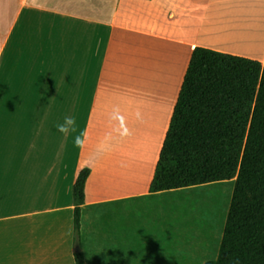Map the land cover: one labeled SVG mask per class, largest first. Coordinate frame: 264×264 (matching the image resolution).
<instances>
[{
	"label": "crops",
	"instance_id": "0c3cea01",
	"mask_svg": "<svg viewBox=\"0 0 264 264\" xmlns=\"http://www.w3.org/2000/svg\"><path fill=\"white\" fill-rule=\"evenodd\" d=\"M196 47L264 63V0H0V264H75L82 170L85 264L216 260L234 180L149 192ZM212 187L228 191L218 233L178 226Z\"/></svg>",
	"mask_w": 264,
	"mask_h": 264
},
{
	"label": "trees",
	"instance_id": "16d2710c",
	"mask_svg": "<svg viewBox=\"0 0 264 264\" xmlns=\"http://www.w3.org/2000/svg\"><path fill=\"white\" fill-rule=\"evenodd\" d=\"M87 176L80 171L73 185L75 264H85L80 206ZM231 180L218 256L204 264H264V63L196 47L149 192Z\"/></svg>",
	"mask_w": 264,
	"mask_h": 264
},
{
	"label": "rangeland",
	"instance_id": "374dc122",
	"mask_svg": "<svg viewBox=\"0 0 264 264\" xmlns=\"http://www.w3.org/2000/svg\"><path fill=\"white\" fill-rule=\"evenodd\" d=\"M195 195L196 196L191 199L185 198L182 207V219L178 221V226L182 225L184 229H187L189 226H192V228L199 226L201 228L204 226L209 229L214 228L218 233L223 222V218H221L218 213L221 205L220 201H222L224 197H228V191L212 187L207 190L199 191ZM227 204L223 202V209L226 210Z\"/></svg>",
	"mask_w": 264,
	"mask_h": 264
},
{
	"label": "clouds",
	"instance_id": "9594fccd",
	"mask_svg": "<svg viewBox=\"0 0 264 264\" xmlns=\"http://www.w3.org/2000/svg\"><path fill=\"white\" fill-rule=\"evenodd\" d=\"M114 112L118 113V109H114ZM139 112L137 113V117L139 118ZM121 124L120 128L117 129L119 134L123 136H129L131 135V131L127 128L126 123L123 121V117H119ZM57 130L64 134L68 135L70 132L71 133H76L77 132V123H76V118L74 116H65L64 120L62 123H59L56 125ZM88 141V133L86 130L80 131L78 134H76L73 138V142L75 147L79 149H84Z\"/></svg>",
	"mask_w": 264,
	"mask_h": 264
}]
</instances>
